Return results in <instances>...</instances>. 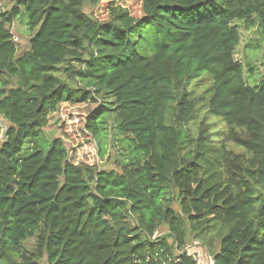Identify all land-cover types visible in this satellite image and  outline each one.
I'll use <instances>...</instances> for the list:
<instances>
[{"label":"trees","instance_id":"16d2710c","mask_svg":"<svg viewBox=\"0 0 264 264\" xmlns=\"http://www.w3.org/2000/svg\"><path fill=\"white\" fill-rule=\"evenodd\" d=\"M101 1L0 6V264H195L191 240L213 264H264V59L251 86L234 57L236 21L264 38V0H140V17L105 0L100 19ZM201 99L224 129L193 122ZM89 101L85 128L112 134L117 168L75 163L43 132L61 103Z\"/></svg>","mask_w":264,"mask_h":264},{"label":"rangeland","instance_id":"374dc122","mask_svg":"<svg viewBox=\"0 0 264 264\" xmlns=\"http://www.w3.org/2000/svg\"><path fill=\"white\" fill-rule=\"evenodd\" d=\"M13 0H0V6L2 9H8L12 6ZM113 5H118L127 10V12L133 17H140L143 15L141 9L140 0H115ZM105 0H102L97 7L94 8L95 15L100 19L108 17V9L105 7ZM86 12L91 11V7L86 6L84 9ZM24 15V16H23ZM26 14H22L13 20L10 27L11 32L14 36V40L18 49V53L27 49L29 44L28 40L31 36L26 25ZM238 29L240 31V41L235 49L234 57L240 60L244 65L243 77L248 85L259 84L263 74V67L260 66L263 61L264 55V38L259 34L256 27H245L242 21H236ZM258 47L253 48L252 46L258 44ZM250 63L254 65V71L250 73L246 69V64ZM257 66V67H256ZM206 75V76H204ZM208 72H204L199 81L192 82L193 92L197 95L205 97L210 94L209 86L211 80L207 76ZM191 85L189 88L191 89ZM206 101V100H205ZM204 99L199 101L198 112L194 117V123L196 124L199 120L204 119L210 123L212 128H225V122L212 114H205V108L201 107ZM96 107V103L80 102L71 104L68 102L61 103L56 112L51 113L48 124L43 128L45 136L49 139L60 137L66 148L68 149L69 159L73 162H84L88 164H94L98 169H109L117 168L114 159L119 155V147L117 143L112 139V134L105 139V143H102L97 138H93L90 132L85 128V120L87 116L93 112ZM8 121L0 114V138H3ZM241 150L240 147L235 148ZM173 206L176 208L175 202ZM167 232V227L162 226L154 235H162ZM27 246L33 245V240L29 239L26 242ZM186 245L201 251L199 242L194 244L193 241H189ZM40 264H48L45 257L40 260Z\"/></svg>","mask_w":264,"mask_h":264},{"label":"built area","instance_id":"2783aa9c","mask_svg":"<svg viewBox=\"0 0 264 264\" xmlns=\"http://www.w3.org/2000/svg\"><path fill=\"white\" fill-rule=\"evenodd\" d=\"M194 244L198 243V240H192ZM200 244V243H199ZM187 255H191L195 264H213V257L208 254L202 247L201 251L196 250L188 245L184 247Z\"/></svg>","mask_w":264,"mask_h":264}]
</instances>
